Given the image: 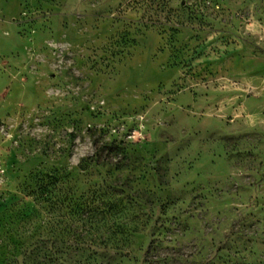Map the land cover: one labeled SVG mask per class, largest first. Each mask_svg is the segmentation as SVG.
I'll return each instance as SVG.
<instances>
[{
	"label": "rangeland",
	"instance_id": "rangeland-1",
	"mask_svg": "<svg viewBox=\"0 0 264 264\" xmlns=\"http://www.w3.org/2000/svg\"><path fill=\"white\" fill-rule=\"evenodd\" d=\"M0 264H264V0H0Z\"/></svg>",
	"mask_w": 264,
	"mask_h": 264
}]
</instances>
